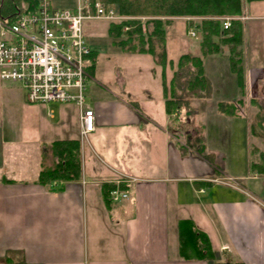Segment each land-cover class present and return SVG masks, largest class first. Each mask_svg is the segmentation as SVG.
I'll return each instance as SVG.
<instances>
[{"label": "crops", "instance_id": "obj_1", "mask_svg": "<svg viewBox=\"0 0 264 264\" xmlns=\"http://www.w3.org/2000/svg\"><path fill=\"white\" fill-rule=\"evenodd\" d=\"M263 1L243 0L235 15L246 17L239 20L243 91L235 76L231 95H208L211 102L199 110L189 103L184 114L189 121L196 113L195 122L185 128L182 117L174 121L166 111L156 118L145 100L135 105L95 87L87 94L95 130L82 141L76 104L29 103L21 84L0 78V264H264V167H251L264 151L251 134L262 110L242 108L240 116L217 110L219 100L243 106L264 100L254 90L262 77L253 72L264 67L252 69L257 55L243 53L246 32L252 46L264 45V26L255 22L264 21ZM194 47L185 53L204 65L223 55L220 45L202 40ZM225 56L230 63V52ZM173 76L174 70L167 85ZM63 140L79 142L81 172L49 187L39 174L58 162L53 145ZM124 174L136 178L120 184L129 197L113 202L110 190L107 200L106 185L115 187ZM226 176L240 186L222 183ZM186 220L207 234L212 259L181 256Z\"/></svg>", "mask_w": 264, "mask_h": 264}, {"label": "trees", "instance_id": "obj_2", "mask_svg": "<svg viewBox=\"0 0 264 264\" xmlns=\"http://www.w3.org/2000/svg\"><path fill=\"white\" fill-rule=\"evenodd\" d=\"M113 6L122 14L126 15H147L154 17L172 16H193L202 17L195 28L201 33L202 43L214 45L220 49L219 44L213 39L218 37L221 43L229 46L230 70L235 73L237 85L240 90L244 89V71L241 66L242 24L239 20H234L229 29H224L221 16L239 15L242 13L243 0H101ZM257 1V0H247ZM27 4L28 9H36L38 0H0V15L4 20L12 22L21 13L22 3ZM171 22L170 19L153 18L146 22V32L142 31L141 25L136 20L127 23L134 24L127 32L123 31V24H110L108 35L114 39V43L129 53H148L153 56L157 65L162 66L163 93L165 97L166 112L170 115L175 110L184 112L190 107V102H184L179 96L180 89H187L197 94L198 89H207L209 80L204 67V59L189 53L182 54L174 70V76L170 82V88L166 83V67L168 56L166 49L165 27ZM194 26L193 22L188 23V28ZM96 52L92 51L90 58L95 59ZM170 62V61H169ZM192 65L188 70L183 69L185 65ZM87 70L93 74L95 62L88 65ZM189 74V78H183L184 73ZM179 88V89H178ZM204 97V96H203ZM183 103V104H182ZM240 102L217 101L219 113L227 116H240L238 113ZM186 105V107H185ZM185 107V108H184ZM261 113V112H260ZM260 114H255L251 123V134L257 137H264V119ZM260 118V119H259ZM262 126V127H261ZM262 128V132L258 129ZM54 152L59 157L58 162L52 168H46L39 174L38 182L50 187L54 182H65L79 177L81 172V162L78 149L79 142L76 140H63L54 143ZM73 146L72 149H69ZM78 148V149H77ZM200 150V149H198ZM202 151V150H201ZM260 161H252V169L263 166L264 151L259 154ZM113 185H106L105 198L109 200V192ZM182 233L180 234V253L186 259H212L210 240L206 233L200 231L192 221L184 222ZM196 252V254H194ZM10 259V258H6ZM215 264H230L215 262Z\"/></svg>", "mask_w": 264, "mask_h": 264}, {"label": "built area", "instance_id": "obj_3", "mask_svg": "<svg viewBox=\"0 0 264 264\" xmlns=\"http://www.w3.org/2000/svg\"><path fill=\"white\" fill-rule=\"evenodd\" d=\"M21 8L12 22L0 15V77L20 83L30 103L68 102L79 106L81 138L86 139L95 129V114L86 102L90 77L86 66L91 48L84 33V21L139 20L145 31L146 21L151 17L122 15L101 0H77L73 8H58L51 0H38L34 10L28 9L24 2ZM234 18H222L225 29ZM132 26L125 25L123 29L129 30ZM190 33L195 35L194 31ZM230 179L224 183L232 185ZM134 180L124 175L117 183ZM127 197L128 193L119 186L110 193L114 202Z\"/></svg>", "mask_w": 264, "mask_h": 264}, {"label": "rangeland", "instance_id": "obj_4", "mask_svg": "<svg viewBox=\"0 0 264 264\" xmlns=\"http://www.w3.org/2000/svg\"><path fill=\"white\" fill-rule=\"evenodd\" d=\"M52 4L58 8H72L75 7L77 0H51ZM251 4V3H250ZM247 3V5H250ZM260 12L264 15V1L261 2ZM250 6H253L252 4ZM251 13H255L252 9ZM173 17V19H172ZM171 22L166 25V44L168 48V60L169 65L166 67V81L170 80L173 75V70L178 68L176 65L179 56L186 51L193 49V47L202 40L201 33L196 30L197 38L188 33V19L187 16H172ZM164 20L165 17H163ZM200 20L192 21L194 26L199 23ZM259 26H264V21H255ZM193 26V27H194ZM109 21L99 19H88L84 21V33L86 35L89 46L96 52L95 59L89 62H95V70L87 82V94L94 95L93 88H101L100 92L107 94L108 90L118 95L119 97L126 99L132 104L139 105L142 101H147L152 109L157 111L156 118L162 116L165 117V97L163 94V85L161 78V67L156 66L153 57L150 54H136L129 53L122 49V47L114 43V39L108 35ZM247 31V30H246ZM217 43L223 49V55H220V60L214 62H207L204 65L206 75L209 80L207 89L199 90L197 94L193 95L191 91L187 89L178 90L181 100L184 102H190L191 110H199L201 107L205 108L211 101H208V95L211 98L227 97L234 93L232 91L233 79H235V73L230 70V63L225 56L229 52V47L221 43L220 38H216ZM253 43L246 32L245 44L243 46V53L245 56L248 54L257 55L258 59L249 62V65H253L252 69H256V65L264 67V45L259 44L252 46ZM195 48V47H194ZM253 61V62H252ZM244 66H247V62H244ZM192 68V65H185V68ZM254 74H258L260 77V83L257 85L256 92H264V70L258 73V70L253 71ZM183 78H189L188 73H184ZM168 79V80H167ZM3 80V79H2ZM9 81V80H5ZM169 84V83H168ZM170 88V85H168ZM108 89V90H107ZM179 89V88H178ZM107 90V91H106ZM217 90V91H216ZM89 92V93H88ZM227 92V93H226ZM239 92H242L241 90ZM248 92V90H246ZM203 96H206L205 99ZM200 98V99H199ZM182 103V104H183ZM244 102L239 104V108L247 109H259L261 108V117L264 119V100L251 104L246 101L247 105L243 106ZM216 104H214L215 106ZM259 106V107H258ZM213 107V106H212ZM161 113V114H160ZM191 120L186 121L183 127L193 125L194 115L192 113ZM154 117V116H152ZM155 118V117H154ZM155 118V119H156ZM260 119V118H259ZM262 127V126H261ZM262 132V128L258 129ZM193 141V143H195ZM252 142L260 148L264 147V137L254 138ZM200 151V150H198ZM231 182L240 186L241 181L237 179H230Z\"/></svg>", "mask_w": 264, "mask_h": 264}]
</instances>
